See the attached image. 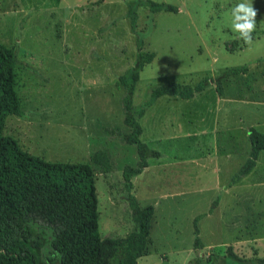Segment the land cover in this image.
<instances>
[{"label":"rangeland","instance_id":"rangeland-1","mask_svg":"<svg viewBox=\"0 0 264 264\" xmlns=\"http://www.w3.org/2000/svg\"><path fill=\"white\" fill-rule=\"evenodd\" d=\"M139 1L0 0V43L14 47L21 63L16 89L24 111L8 115L5 133L47 160L90 163L101 235L123 237L136 227L124 168L139 158L136 145L123 140L131 129L121 76L138 68L141 51L156 53L132 93L140 107L159 85H195L247 65L246 73L225 79L224 91L254 103L218 105L211 82L193 98L163 96L148 108L140 119L142 140L161 157L149 158V170L141 181L133 177L131 192L142 206L157 209L139 264H188L198 256L204 264H258L264 257V151L248 178H233L251 148L240 116L243 126L264 121V0H252L258 13L251 44L232 27L231 10L243 0H155L177 12H153ZM99 150L110 156V172L94 162ZM197 216L199 252L193 247ZM229 246L244 260L229 257Z\"/></svg>","mask_w":264,"mask_h":264},{"label":"trees","instance_id":"trees-1","mask_svg":"<svg viewBox=\"0 0 264 264\" xmlns=\"http://www.w3.org/2000/svg\"><path fill=\"white\" fill-rule=\"evenodd\" d=\"M151 11L177 12L175 5L155 0H140ZM132 25L137 17L134 5H130ZM155 52L139 53L138 68L120 78V84L128 90L124 98L125 124L130 132L123 140L137 147L138 161L135 166L124 168V178L131 215L136 227L123 237H104L99 228L98 195L94 167L88 162L51 161L23 149L19 142L5 133L8 115L22 116L16 89V68L21 64L14 47L0 43V264H139L150 242L155 206H142L131 192L133 177L141 174L149 165V158L161 153L142 140L143 126L140 119L148 108L160 97L177 96L189 99L201 93L211 82L216 84L219 95H224L226 78L248 71V66L231 67L218 77H204L197 84L170 81L155 87L150 99L140 107L134 105L132 93L139 80L140 71L151 63ZM264 61V58L262 59ZM250 156L238 177L248 174L264 150V132L249 128ZM93 160L112 170L111 158L103 150L94 153ZM213 202L210 213L218 205ZM194 221V250L203 248L198 226ZM227 255L243 261L229 246ZM188 264H204L203 256ZM264 264V257L258 259Z\"/></svg>","mask_w":264,"mask_h":264},{"label":"clouds","instance_id":"clouds-1","mask_svg":"<svg viewBox=\"0 0 264 264\" xmlns=\"http://www.w3.org/2000/svg\"><path fill=\"white\" fill-rule=\"evenodd\" d=\"M257 13L252 0H243L231 10L233 30L239 33V38L246 44L253 41L252 33L256 29Z\"/></svg>","mask_w":264,"mask_h":264},{"label":"crops","instance_id":"crops-1","mask_svg":"<svg viewBox=\"0 0 264 264\" xmlns=\"http://www.w3.org/2000/svg\"><path fill=\"white\" fill-rule=\"evenodd\" d=\"M211 85V84H210ZM209 85V86H210ZM208 86V87H209ZM208 87H206V89H208ZM205 89V90H206ZM204 90V91H205ZM204 91H202V92H204ZM217 91V90H216ZM201 92V93H202ZM218 93V92H217ZM224 95L223 96H221V95H219V93H218V99H217V104L218 105H226L227 103H238L239 101H240V104H243V105H246V104H249V103H254L253 101H249V100H247V99H245V98H242V97H240V99H239V101H238V98H228V97H226V92L224 91ZM197 95V94H196ZM195 97V96H194ZM161 98V97H160ZM160 98H158L149 108H151ZM193 98V97H192ZM190 99V98H189ZM251 100V99H250ZM148 111V110H147ZM149 112V111H148ZM148 112H146V114L144 115V116H146L147 114H148ZM143 116V117H144ZM142 117V118H143ZM243 117L242 116H240V132H242V131H244L245 130V138L246 139H249L250 140V138H249V128L250 127H256V128H258L259 130H261V131H263L264 132V121H262V123H261V125H258V124H252V123H249V126H243V125H241V122H244V121H241V120H243L242 119ZM259 126V127H258ZM214 128V127H213ZM143 132H144V130H143ZM250 147H251V141H250ZM250 151H251V148L249 149ZM159 151V150H158ZM250 151H249V156H250ZM264 151V150H263ZM160 152V151H159ZM161 153V152H160ZM262 153V152H261ZM228 154V153H227ZM240 154H242V152H241V150H240ZM264 154V153H263ZM249 156H248V158H249ZM263 156V155H262ZM261 154H260V156H259V158H258V160H257V163H256V166L248 173V174H246V175H243L242 177H238L237 175H236V177L235 178H233V180L235 181L236 180V182H239V180H242V178L244 177V176H246L247 178L251 175V173H253L256 169H257V167L260 165V163H261ZM161 157V156H160ZM248 158H246L245 160H243V162L240 164V168L238 169V172H237V174L239 173V171H240V169L242 168V166L244 165V163L247 161V159ZM228 160V159H227ZM149 161V160H148ZM259 162V163H258ZM149 168H150V165H148L145 169H144V171L142 172V173H147V171L149 170ZM142 173H141V175H142ZM140 175V174H139ZM138 175V176H139ZM138 176H136V179H138V180H140V178H138ZM143 176V175H142ZM144 177V176H143ZM245 177V178H246ZM245 178H243V179H245ZM141 181V180H140ZM216 185H218L219 186V183L218 184H216ZM141 192V191H140ZM135 194V193H134ZM136 196H137V198H138V193L137 194H135ZM217 199H219V201H220V199H221V196L219 195L214 201H216ZM138 200H139V198H138ZM213 201V202H214ZM139 202H140V200H139ZM212 202V203H213ZM141 204V203H140ZM219 204V203H218ZM154 205V204H153ZM155 206V205H154ZM217 207V206H216ZM215 207V208H216ZM211 208H212V206H211ZM210 208V209H211ZM214 208V209H215ZM213 209V210H214ZM155 210H156V212L154 213V215L157 213V209H156V207H155ZM213 212V211H212ZM211 212V213H212ZM210 213V212H209ZM197 217H199L200 218V216H197ZM196 217V218H197ZM154 218V217H153ZM195 218V219H196ZM153 220V219H152ZM151 229H152V227H151ZM151 243V235H150V242H149V244ZM148 244V245H149ZM203 247H204V242H203ZM148 248V247H147ZM145 254H146V252H145ZM141 258V257H140ZM139 258V259H140ZM258 259L259 258H257V261H258Z\"/></svg>","mask_w":264,"mask_h":264}]
</instances>
